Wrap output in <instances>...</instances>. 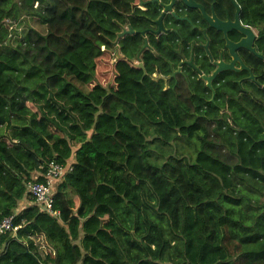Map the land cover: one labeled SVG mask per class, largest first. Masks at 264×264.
Wrapping results in <instances>:
<instances>
[{
  "label": "trees",
  "instance_id": "1",
  "mask_svg": "<svg viewBox=\"0 0 264 264\" xmlns=\"http://www.w3.org/2000/svg\"><path fill=\"white\" fill-rule=\"evenodd\" d=\"M237 1L264 54V0ZM132 5L0 0V264H264V62L213 102L202 81L164 91L166 65L118 39L145 28ZM51 162L72 169L58 215L28 192Z\"/></svg>",
  "mask_w": 264,
  "mask_h": 264
},
{
  "label": "flooded vegetation",
  "instance_id": "2",
  "mask_svg": "<svg viewBox=\"0 0 264 264\" xmlns=\"http://www.w3.org/2000/svg\"><path fill=\"white\" fill-rule=\"evenodd\" d=\"M172 1L133 0V12L130 18L132 21H144L145 28L140 31L134 30L131 24L127 28V31H133V34L128 36L140 37L137 41L143 42V47L137 54L136 61L133 62L135 67L144 69L141 57L149 53L166 65L169 74L158 71L152 76L156 82L163 84L164 91L174 89L181 84L189 86L199 81L204 82L206 86L203 77L211 76L218 68L217 64L230 65L233 62L234 57L230 54L228 43L232 46L250 44L249 35L245 33L246 29H250L255 35V39L251 40V47L259 55H264L258 47V30L244 23L242 6L237 0H192L204 13L199 9L188 8L182 0H176L173 8L166 12L165 7L170 6ZM135 10L142 14L137 15ZM204 14L210 19L228 24L229 30L224 33L210 28ZM159 20H162L161 30L157 25ZM117 43L118 40L115 46ZM234 54L251 71V74L246 70L222 72L213 81L212 87L214 83L219 85L221 82L227 87L230 73L234 76L233 83L239 86L247 82L257 83L259 76L254 74L253 69L257 73L259 72L257 68L261 65L254 61L264 62V60L257 58L246 48H237ZM235 68L241 69L239 61L235 63ZM222 74L223 77L219 79ZM144 75L146 76V72ZM251 75L254 76V81L250 80Z\"/></svg>",
  "mask_w": 264,
  "mask_h": 264
},
{
  "label": "built area",
  "instance_id": "3",
  "mask_svg": "<svg viewBox=\"0 0 264 264\" xmlns=\"http://www.w3.org/2000/svg\"><path fill=\"white\" fill-rule=\"evenodd\" d=\"M71 168H66L55 162H51L44 174V183L31 184L28 186V192L34 199V202L45 212L58 215L53 212L54 209V194L56 185L63 180V178L71 172ZM17 228L13 227V218H6L0 224V236L8 232H16Z\"/></svg>",
  "mask_w": 264,
  "mask_h": 264
},
{
  "label": "water",
  "instance_id": "4",
  "mask_svg": "<svg viewBox=\"0 0 264 264\" xmlns=\"http://www.w3.org/2000/svg\"><path fill=\"white\" fill-rule=\"evenodd\" d=\"M175 1L176 0H173L170 6H166L165 7V11L166 12L170 11L173 8V6L175 5ZM182 1L184 2V4L188 8L199 9V10H201L203 12V10L199 6H197L192 0H182ZM204 17H205V19H206V21H207V23H208L210 28H212L214 30H217L219 32H224V33H226L229 30V25L228 24H223V23L219 22L217 19L216 20L210 19L205 14H204ZM157 25L160 27V30H161L162 29V20H159ZM245 33H247L249 35L250 44H244L243 43V44H240V45H237V46H232L231 44L228 43V45H227V47H228V49L230 51V54L232 55V57H234L233 62L230 65H226L224 63H219V64H217L218 68L212 73L211 76L203 77L204 81L206 82V87L209 90L213 91L212 83L217 78V76L219 74H221L222 72H226V71L240 72L241 70H246V71H248L251 74V71L248 68H246L245 65L234 54L235 49H237V48H246V49L250 50L251 53H253L257 58H259L261 60H264V55H259L256 52V50L251 47V45H252L251 40L253 41L255 39V35L252 33V31L250 29H246ZM131 34H133L132 30H129V31L125 30L119 35L118 39L120 40L123 37L131 35ZM118 58H119V56H118ZM237 61H239L241 63V69L240 70L235 68V63ZM250 80L254 81V76L253 75L250 76ZM214 96H215V92L213 91V97H212V100H211L212 102H213Z\"/></svg>",
  "mask_w": 264,
  "mask_h": 264
},
{
  "label": "rangeland",
  "instance_id": "5",
  "mask_svg": "<svg viewBox=\"0 0 264 264\" xmlns=\"http://www.w3.org/2000/svg\"><path fill=\"white\" fill-rule=\"evenodd\" d=\"M30 25H31V26H34V22L31 21V22H30ZM36 28H38V27L36 26ZM18 29H20L21 31H23L24 29H26V25H22V26H21L20 28H18ZM112 63H114V62L112 61ZM101 79H102V81H105V84H104L105 87H107L108 85L110 86L111 83H112V81H111V76H110L109 74L102 75ZM102 81H101V82H102ZM26 203H27V201H26ZM40 243H43V241L41 240ZM46 250H47V249H46Z\"/></svg>",
  "mask_w": 264,
  "mask_h": 264
},
{
  "label": "crops",
  "instance_id": "6",
  "mask_svg": "<svg viewBox=\"0 0 264 264\" xmlns=\"http://www.w3.org/2000/svg\"><path fill=\"white\" fill-rule=\"evenodd\" d=\"M27 203L26 202H23L22 205H21V209H24L25 207H27Z\"/></svg>",
  "mask_w": 264,
  "mask_h": 264
}]
</instances>
